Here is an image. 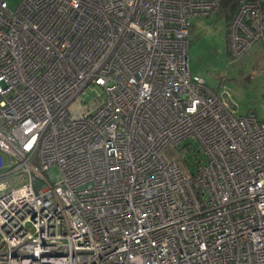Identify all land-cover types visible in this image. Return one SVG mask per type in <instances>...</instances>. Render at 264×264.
<instances>
[{
	"label": "built area",
	"instance_id": "1",
	"mask_svg": "<svg viewBox=\"0 0 264 264\" xmlns=\"http://www.w3.org/2000/svg\"><path fill=\"white\" fill-rule=\"evenodd\" d=\"M218 8L0 0V264H264V120L189 69ZM224 25L264 46L261 0Z\"/></svg>",
	"mask_w": 264,
	"mask_h": 264
},
{
	"label": "rangeland",
	"instance_id": "2",
	"mask_svg": "<svg viewBox=\"0 0 264 264\" xmlns=\"http://www.w3.org/2000/svg\"><path fill=\"white\" fill-rule=\"evenodd\" d=\"M7 1L12 9L19 2ZM224 24V18L217 13L192 19L187 50L189 69L213 91L226 90L237 115L252 113L264 120V48L254 43L241 59L229 61ZM53 172L59 171L55 167Z\"/></svg>",
	"mask_w": 264,
	"mask_h": 264
},
{
	"label": "trees",
	"instance_id": "3",
	"mask_svg": "<svg viewBox=\"0 0 264 264\" xmlns=\"http://www.w3.org/2000/svg\"><path fill=\"white\" fill-rule=\"evenodd\" d=\"M219 8L218 11L215 12L217 15L224 18L225 23L230 19L235 12L238 0H218ZM262 1V5H264V0Z\"/></svg>",
	"mask_w": 264,
	"mask_h": 264
},
{
	"label": "crops",
	"instance_id": "4",
	"mask_svg": "<svg viewBox=\"0 0 264 264\" xmlns=\"http://www.w3.org/2000/svg\"><path fill=\"white\" fill-rule=\"evenodd\" d=\"M192 29H193V27H192ZM260 46H262V44H261V43H260ZM262 47H264V46H262ZM262 47H261V48H262ZM231 100H232V99H231ZM233 105H234V104H233ZM235 108H236V106H235Z\"/></svg>",
	"mask_w": 264,
	"mask_h": 264
},
{
	"label": "water",
	"instance_id": "5",
	"mask_svg": "<svg viewBox=\"0 0 264 264\" xmlns=\"http://www.w3.org/2000/svg\"><path fill=\"white\" fill-rule=\"evenodd\" d=\"M233 108H235V105H233Z\"/></svg>",
	"mask_w": 264,
	"mask_h": 264
}]
</instances>
